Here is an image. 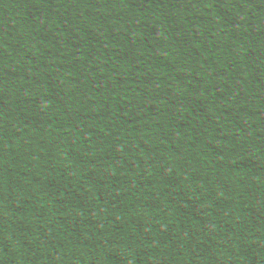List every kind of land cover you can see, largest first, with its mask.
Listing matches in <instances>:
<instances>
[{
    "label": "trees",
    "instance_id": "16d2710c",
    "mask_svg": "<svg viewBox=\"0 0 264 264\" xmlns=\"http://www.w3.org/2000/svg\"><path fill=\"white\" fill-rule=\"evenodd\" d=\"M0 264H264V0H0Z\"/></svg>",
    "mask_w": 264,
    "mask_h": 264
}]
</instances>
